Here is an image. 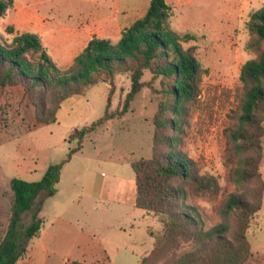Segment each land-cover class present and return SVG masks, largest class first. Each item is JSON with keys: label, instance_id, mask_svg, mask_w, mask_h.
<instances>
[{"label": "rangeland", "instance_id": "obj_1", "mask_svg": "<svg viewBox=\"0 0 264 264\" xmlns=\"http://www.w3.org/2000/svg\"><path fill=\"white\" fill-rule=\"evenodd\" d=\"M38 1L55 21L75 22L74 26L85 17L104 25L130 12L125 0ZM149 1L132 0L136 16L144 13ZM167 1L173 8L172 29L196 35L185 46L193 47L204 68L199 93L187 105L179 130L167 133L175 136L176 147L195 161L200 173L215 176L219 184L214 194L196 195L190 190L186 202L197 206L209 227L219 220L218 209L231 192L249 198L262 186L260 210L247 233L251 255L244 264H264V137L261 151L251 148L240 155L246 160L243 166L256 171V177L239 187L233 181L239 154L230 139L242 92L240 68L258 53L247 47L251 38L247 20L264 0ZM119 22L116 28L121 32L123 22ZM8 23L6 10L0 16V42L9 37ZM84 34L88 38L96 32ZM104 78L90 85L84 95L64 100L55 122L28 128L25 119L20 125L8 122L6 129L0 123V239L11 216L10 180L36 182L51 164L60 165L54 190H42L20 215L18 227L24 230L39 208L41 234L29 239L22 236L26 250L15 264H140L154 247L155 236L149 230L157 235L160 223L156 215H146L134 205L131 164L152 154L154 116L166 99L163 85L146 71L141 78L145 85L124 111L129 74ZM98 121L79 140L77 133ZM191 246V242H181L157 264H169Z\"/></svg>", "mask_w": 264, "mask_h": 264}, {"label": "trees", "instance_id": "obj_2", "mask_svg": "<svg viewBox=\"0 0 264 264\" xmlns=\"http://www.w3.org/2000/svg\"><path fill=\"white\" fill-rule=\"evenodd\" d=\"M13 0H0V16ZM173 8L167 0H150L146 12L125 28L118 40L93 36L66 68H60L33 32L13 35L0 42V123L3 128L16 117L21 121L33 111V123L56 121L61 103L84 95L86 89L104 77L128 73L130 88L123 110L145 85L141 80L146 71L153 79L160 78L166 99L159 103L154 116L152 154L132 162L134 172V205L147 215L158 217L160 230L152 250L140 264H157L181 242H191V248L181 252L169 264H244L251 255L247 233L260 210L262 186L246 198L231 192L218 209L219 220L205 227L197 206L186 202L190 190L196 195L214 194L219 189L217 178L202 174L195 161L177 148L175 136L167 130L178 131L188 104L199 93L204 73L192 46L196 35L190 31L172 29ZM251 35L247 47L257 51L240 68L242 84L237 126L230 134L239 154L233 169L234 183L241 186L253 181L256 171H248L241 154L251 148L261 151L264 137V5L252 11L247 20ZM6 31L12 33L13 26ZM109 106V100L106 109ZM101 121L82 128L79 140ZM59 164H51L36 182L19 178L10 180L12 205L9 226L0 239V264H15L26 250L27 239L39 237L42 220L39 208L24 230L18 227L22 212L31 208L42 190L52 192L59 177ZM23 264H30L27 261Z\"/></svg>", "mask_w": 264, "mask_h": 264}, {"label": "crops", "instance_id": "obj_3", "mask_svg": "<svg viewBox=\"0 0 264 264\" xmlns=\"http://www.w3.org/2000/svg\"><path fill=\"white\" fill-rule=\"evenodd\" d=\"M131 2L132 0L124 1L127 6L130 5V12L122 14L126 16L122 18L116 17L108 24L95 25L94 20L85 17L83 21L77 23V26H74L73 24L75 22L67 25L55 21L54 17L51 16L47 10L41 8L42 2H39L38 0H13L12 7L7 9L9 14L8 25L13 26V31L12 33H9V37L5 39L10 41L13 35L26 31L36 33L39 36L43 47L47 50L49 56L56 65L60 68H66L72 63L74 56L82 50L93 36L104 37L116 41L120 38L121 33L125 28L130 26L134 20L141 17L146 12L145 9L144 13L136 16L137 9ZM90 5L92 6L93 4ZM129 18H132L130 21L131 23L125 24V21ZM119 21L123 22L121 32L120 28L117 30V28L120 27ZM86 31H95L96 34L86 38L84 34ZM26 120L28 121L27 126L29 128V125L32 126L34 120L32 110H30V114L26 117ZM24 121V118L21 121V118L16 117V119L10 124L20 125Z\"/></svg>", "mask_w": 264, "mask_h": 264}]
</instances>
